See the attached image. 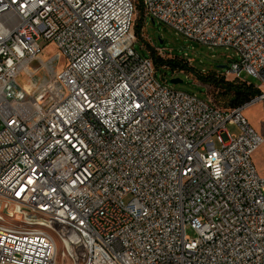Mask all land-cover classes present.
<instances>
[{
  "label": "built area",
  "instance_id": "built-area-1",
  "mask_svg": "<svg viewBox=\"0 0 264 264\" xmlns=\"http://www.w3.org/2000/svg\"><path fill=\"white\" fill-rule=\"evenodd\" d=\"M138 6L264 101V0H0V264H264V137L158 80Z\"/></svg>",
  "mask_w": 264,
  "mask_h": 264
},
{
  "label": "rangeland",
  "instance_id": "rangeland-1",
  "mask_svg": "<svg viewBox=\"0 0 264 264\" xmlns=\"http://www.w3.org/2000/svg\"><path fill=\"white\" fill-rule=\"evenodd\" d=\"M132 1L136 3V0ZM40 45L41 47H45L43 51L45 59L49 58L56 52L53 45H47L43 42H41ZM147 46L161 48L173 56L184 58L188 62L186 65L187 68H184L182 71H175L174 73L160 69L158 70L157 78L159 81H166L168 86L174 91L194 94L200 99H207V97L212 98V96L209 88L200 83L198 78L199 74L197 73H200L201 75H209L211 72L216 71L217 74L223 75L230 67V59L233 55L232 50H227L225 48L212 49L190 42L163 24H160L157 21L153 23L150 18H147L144 21L143 29L141 31V39L138 40L135 48L140 55L148 56ZM31 67L35 68L36 64H31ZM160 72L165 74L164 79H161ZM37 78H42V75L37 74ZM173 79H179L182 83L173 85L170 83ZM226 79L229 81L233 80L231 77H227ZM243 79L253 85L259 84V82L253 78ZM243 115L250 126L259 135L264 137V101H256L254 104L249 105L243 110ZM227 130L230 135L238 133L236 126L228 125ZM217 146L219 147V144H217ZM253 161L259 175L264 177V144L262 145V148L257 151V155L253 157ZM16 210L17 209L13 205L0 202L1 213L14 212ZM4 220L5 223L8 221L5 217ZM188 235L193 237V233L190 231H188ZM52 236L56 244V254L59 256L57 264H71V258L59 238L55 235ZM63 254L66 255L65 261L61 258Z\"/></svg>",
  "mask_w": 264,
  "mask_h": 264
},
{
  "label": "trees",
  "instance_id": "trees-1",
  "mask_svg": "<svg viewBox=\"0 0 264 264\" xmlns=\"http://www.w3.org/2000/svg\"><path fill=\"white\" fill-rule=\"evenodd\" d=\"M142 29L143 17L141 9L138 6V18L134 30L139 40L141 39ZM147 51L158 70L163 69L174 73L175 71H182L184 68H187L186 65L188 62L184 58L172 56L171 59H163L157 56L154 51L151 52L149 47L147 48ZM197 74H199L198 78L200 83L203 86L208 87L211 92L212 98L207 97V99H210L219 109L234 110L243 108L250 104L259 95V91L254 88V85L247 81H229L223 76L217 74L216 71L211 72L209 75Z\"/></svg>",
  "mask_w": 264,
  "mask_h": 264
},
{
  "label": "water",
  "instance_id": "water-1",
  "mask_svg": "<svg viewBox=\"0 0 264 264\" xmlns=\"http://www.w3.org/2000/svg\"><path fill=\"white\" fill-rule=\"evenodd\" d=\"M219 68H222V67H219ZM170 83L173 84V85H176V84H181L182 81L179 80V79H173V80L170 81Z\"/></svg>",
  "mask_w": 264,
  "mask_h": 264
},
{
  "label": "crops",
  "instance_id": "crops-1",
  "mask_svg": "<svg viewBox=\"0 0 264 264\" xmlns=\"http://www.w3.org/2000/svg\"><path fill=\"white\" fill-rule=\"evenodd\" d=\"M263 144H264V143H263ZM260 148H262V146H261ZM260 148H259L258 150H260ZM256 155H257V152L254 154V156H256ZM254 156H253V157H254Z\"/></svg>",
  "mask_w": 264,
  "mask_h": 264
},
{
  "label": "bare ground",
  "instance_id": "bare-ground-1",
  "mask_svg": "<svg viewBox=\"0 0 264 264\" xmlns=\"http://www.w3.org/2000/svg\"><path fill=\"white\" fill-rule=\"evenodd\" d=\"M248 106H249V105H248ZM248 106H246L245 108H247ZM245 108H244V109H245Z\"/></svg>",
  "mask_w": 264,
  "mask_h": 264
}]
</instances>
